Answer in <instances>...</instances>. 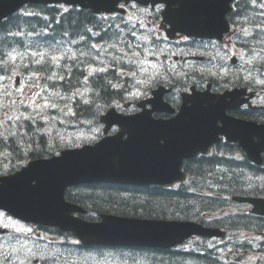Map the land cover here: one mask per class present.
Listing matches in <instances>:
<instances>
[{"label":"trees","instance_id":"1","mask_svg":"<svg viewBox=\"0 0 264 264\" xmlns=\"http://www.w3.org/2000/svg\"><path fill=\"white\" fill-rule=\"evenodd\" d=\"M29 9L0 23V83L10 84L18 74L37 80L48 105L30 111L32 121H18L9 131L59 132L66 139L80 126L99 123V113L125 97L136 63L132 54L140 44L138 27L123 15L99 17L85 9L64 13L40 5ZM229 19L244 50L259 53L255 68L264 82V0H237ZM230 82L243 84L239 78ZM41 140L47 147L52 137ZM17 143L39 147L41 141L21 134ZM186 171V179L172 186L83 184L79 202L94 213L196 220L227 230L230 241L196 237L167 249L97 247L100 260L244 264L237 252L251 251L257 254L253 264L264 262V217L232 200L234 195L264 196V167L251 164L237 144L221 142L212 153L187 160Z\"/></svg>","mask_w":264,"mask_h":264},{"label":"water","instance_id":"2","mask_svg":"<svg viewBox=\"0 0 264 264\" xmlns=\"http://www.w3.org/2000/svg\"><path fill=\"white\" fill-rule=\"evenodd\" d=\"M27 1L48 3L62 0H0V20ZM66 1L77 3L75 0ZM149 1H163L167 4L163 15L164 20L171 24L169 36L183 32L189 36L222 39L230 30L226 16L234 0H147ZM118 2L119 0H97L92 7L97 12H112L117 10ZM243 93V89L235 88L218 95H212L208 91L185 95L182 109L171 119L155 120L145 113L126 116L112 108L101 121L105 123L107 131L114 124L120 125L121 131L118 134L105 137L95 146H85L83 151L86 153L79 154L75 162L43 161L35 165L38 170L49 173L51 178L58 179L60 175L59 179L67 185L85 180L165 185L184 179V159L194 157L199 152L206 153L220 139L221 134L226 135L230 141H238L252 161L261 163L264 124L226 114L227 109L239 106ZM151 101L155 110L173 112L163 101L161 93L156 92ZM243 102L242 100L241 103ZM125 134H128L126 139ZM10 185L11 183L7 184L3 189L5 196L0 198V208L35 221H41L40 214L46 209L45 221L63 229L76 228L77 234L85 243L170 248L194 235H225L219 228L207 227L192 220L107 216L100 223H92L91 227L86 223L80 225L79 222L70 220L67 206H63V212L59 210L63 190L58 192L56 202L59 203L55 204L52 196L48 201H43L41 191L23 193L22 190L26 188L9 197ZM235 199L253 204V212L264 215V197L239 196Z\"/></svg>","mask_w":264,"mask_h":264},{"label":"flooded vegetation","instance_id":"3","mask_svg":"<svg viewBox=\"0 0 264 264\" xmlns=\"http://www.w3.org/2000/svg\"><path fill=\"white\" fill-rule=\"evenodd\" d=\"M122 4L130 9L138 7V5L130 2L126 3V1ZM141 8L142 15H144V11L158 12L160 9L162 10V6L160 5L156 7L149 5ZM149 16V18L145 19L144 15L143 21L147 27H143L144 32L142 35L144 36V40L141 43L142 53L139 55L141 69L138 75L137 90L142 94L139 93L140 95L137 100L130 101L128 98L123 99L119 103L120 111L135 113L146 109L154 110L148 99L161 86H164L166 90L163 96L165 101L169 102L176 112H178L183 104V94L190 92L193 87L200 91H205L207 85L211 83V90L214 93L223 92L226 89L224 85L216 81H207L209 68L204 63L207 60H184L186 56H193L199 52L204 53V55L206 54L203 50L205 47L204 39L189 38L184 35H179L176 40L166 39L165 42H162L161 46L163 49L158 54L157 50L161 46L157 35L165 32L166 25L162 23V20H157L156 16ZM149 28L153 30L151 33L148 32ZM149 34H154V39H145ZM177 50L181 51V53L173 55ZM183 52L186 54L183 55ZM133 94V91L127 93V95ZM258 109L257 100H254L235 111L229 112L235 116L251 118V116H255ZM151 115L157 118H167L173 114L160 113L154 110L151 112ZM116 130L117 127H114L111 132H115ZM21 134L31 136V138L37 136L41 144L39 147L19 148L20 146H18L17 141ZM41 138L48 140L49 136L47 134L28 132L17 134H2L0 132V177L21 170L32 160L50 157L61 151L59 150L60 147H58L61 139H52L51 143H47L46 147L43 145ZM41 146H43L42 149L40 148ZM80 186H83V184L69 187L67 194L71 201L82 205L79 202L82 193ZM0 212L4 214L3 225L0 223V227L5 230L4 232L0 230V264H75L78 263L76 259L82 260L81 255L91 256V258L93 256L89 252L90 250H88L93 247L87 245L83 247L72 233H65L45 224L25 222L12 217L5 211L0 210ZM81 217L85 219L92 218L89 210L81 214ZM17 223L19 224L18 229H16ZM45 249L54 252L51 254V257L46 256ZM3 250L8 253L11 252L12 256L10 258H13V260L6 259L8 255H2L1 252Z\"/></svg>","mask_w":264,"mask_h":264},{"label":"rangeland","instance_id":"4","mask_svg":"<svg viewBox=\"0 0 264 264\" xmlns=\"http://www.w3.org/2000/svg\"><path fill=\"white\" fill-rule=\"evenodd\" d=\"M213 47L215 46L214 44L212 45ZM225 48L227 49V50H229V51H233L232 53H236V55L238 56V57H240V55H241V52L238 50V49H236L235 48V46L234 45H226L225 46ZM221 51L223 52V47H221ZM256 56L258 57L259 56V53H256ZM251 61H252V58L250 59ZM221 63H223V61H221ZM241 64H242V66H241ZM243 64H244V61L242 62V63H239L236 67V69H237V71L238 72H240V69L241 68H243ZM228 66L229 67H232V66H230V64H228ZM214 67V65H208L207 66V68H209V69H211V68H213ZM210 71V70H209ZM218 74V73H217ZM215 75H216V73H215ZM253 75L254 76H256L257 78H258V71H257V69L255 68L254 70H253ZM260 79V78H259ZM27 87V85L26 86H22L21 87V89H23L24 90V94H23V96H24V99L25 100H28V97H29V89H27L26 88ZM34 101L35 102H38V101H43V100H41L40 98H34ZM2 220H3V218H1V216H0V222H2ZM16 226H17V228L16 229H18V226H19V224L17 223L16 224ZM47 249V248H46ZM45 249V254H46V256H48V257H51V254H53L54 252L53 251H51V250H46ZM1 254L2 255H8V258H6V259H8V260H13V258H10L11 256H12V253L11 252H6L5 250H3V252H1ZM255 257H257L256 256V254L255 253H252V254H247V255H245L244 253H238V257H237V259H239V260H243L242 262L244 263V264H252V263H254V258ZM81 259L82 260H80V259H76L77 261H78V263H75V264H113V263H111V262H107V260H105V261H102V260H98V259H93V258H91V257H88V256H85V255H81ZM256 259V258H255ZM140 264H148V263H146V262H143V263H140ZM261 264H264V262H262Z\"/></svg>","mask_w":264,"mask_h":264}]
</instances>
